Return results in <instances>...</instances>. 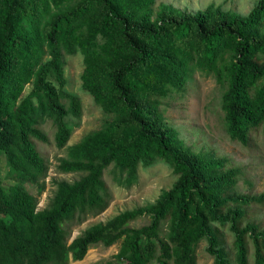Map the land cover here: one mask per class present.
Segmentation results:
<instances>
[{
    "label": "trees",
    "instance_id": "obj_1",
    "mask_svg": "<svg viewBox=\"0 0 264 264\" xmlns=\"http://www.w3.org/2000/svg\"><path fill=\"white\" fill-rule=\"evenodd\" d=\"M77 52L82 90L106 120L59 162V172L80 178L57 182L37 211L29 186L44 191L48 161L37 148L48 143L42 126L49 122L55 145L65 148L76 127L66 119L81 116L79 100L63 90V57ZM261 62L264 0L247 16L213 4L188 14L155 0H0V156L11 180L5 187L0 179V264H68L93 246L120 240L107 264H196L202 240L212 264H264V226L253 212L264 207V193L238 194L241 169L192 153L160 110L191 69L222 74L227 134L250 148L264 130ZM157 161L176 178L170 190L69 241L72 225L108 207L107 168L114 183L131 188L137 168ZM222 229L232 235L233 254Z\"/></svg>",
    "mask_w": 264,
    "mask_h": 264
},
{
    "label": "rangeland",
    "instance_id": "obj_2",
    "mask_svg": "<svg viewBox=\"0 0 264 264\" xmlns=\"http://www.w3.org/2000/svg\"><path fill=\"white\" fill-rule=\"evenodd\" d=\"M259 0H155L168 4L188 14L204 10L213 4L223 12L247 16ZM64 91L76 97L81 106V116L74 119L68 116L66 120L74 123L73 133L65 148H58L54 141V128L49 122L42 126V133L48 143H37V148L48 161L47 176L43 181L44 191L36 194V187L29 186L31 194L37 197V211L44 209L56 191V183L65 181L72 183L80 178L79 174H63L57 167L61 159L66 158L67 148L79 142L87 134L97 130L106 117L96 106L93 99L82 90L81 73L83 56L64 55ZM264 64V62H261ZM222 69V68H221ZM223 73V70H222ZM215 72H207L198 68L191 69L184 87L181 90H171L161 102L160 110L165 124L173 129L180 141L194 154L212 157L214 160H226L227 164L241 169L236 191L238 194L259 195L264 193V130L258 132L255 144L246 148L232 142L227 134L224 114L221 109V98L227 89V82L221 80ZM25 87V96L29 91ZM8 165L0 156V179L2 185L8 187L11 180L7 177ZM112 167L104 171L103 182L108 187L111 200L108 207L99 215L89 217L80 224L70 228V239L82 235L90 227L105 224L115 216L125 211L145 208L154 204L161 193L168 191L176 182L169 165L157 161L149 167L137 168V181L131 188L117 185L112 180ZM256 220L264 226V207L253 209ZM146 221L141 220L132 226L138 227ZM221 234L228 251L234 253L232 235L227 229ZM121 245V240L110 247L93 246L83 260L70 261L68 264H107L114 262ZM207 241L202 240L195 249L196 264H212L213 258L206 252ZM251 258V256H250Z\"/></svg>",
    "mask_w": 264,
    "mask_h": 264
}]
</instances>
